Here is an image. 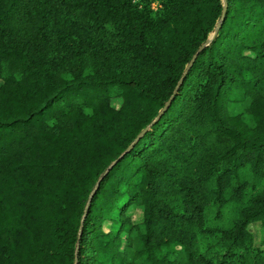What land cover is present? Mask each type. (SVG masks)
Wrapping results in <instances>:
<instances>
[{
    "label": "trees",
    "instance_id": "16d2710c",
    "mask_svg": "<svg viewBox=\"0 0 264 264\" xmlns=\"http://www.w3.org/2000/svg\"><path fill=\"white\" fill-rule=\"evenodd\" d=\"M255 222L264 0H0V264H264Z\"/></svg>",
    "mask_w": 264,
    "mask_h": 264
},
{
    "label": "rangeland",
    "instance_id": "374dc122",
    "mask_svg": "<svg viewBox=\"0 0 264 264\" xmlns=\"http://www.w3.org/2000/svg\"><path fill=\"white\" fill-rule=\"evenodd\" d=\"M113 103L118 104L116 100H113ZM232 107L237 109L236 111L239 110L237 105H232ZM129 212L132 214L134 220H139L141 218L139 210L130 209ZM249 229L253 235L254 244L256 246H264V227L259 222H255L250 224Z\"/></svg>",
    "mask_w": 264,
    "mask_h": 264
},
{
    "label": "water",
    "instance_id": "95a60500",
    "mask_svg": "<svg viewBox=\"0 0 264 264\" xmlns=\"http://www.w3.org/2000/svg\"><path fill=\"white\" fill-rule=\"evenodd\" d=\"M223 1L225 2V0H223ZM225 5H226V4L224 3L223 13H224V10H225ZM222 20H223V16L221 17V20H220L219 23L217 24L214 34H215L216 31L218 30V28H219V26H220ZM213 36H214V35H213ZM213 36H212V37H213ZM210 40H211V38H210L209 40H207L203 45H201V47L198 49V51H197V52L195 53V55L192 57V59H191V61H190V63H189V66L192 64L193 60L196 58L198 52H199L202 48H204V46H205L206 44H208V43L210 42ZM189 66H188V67H189ZM179 83H180V82H179ZM179 83H178V85H179ZM178 85H177V87H178ZM177 87H176L175 91L177 90ZM168 102H169V101H168ZM165 108H166V107H165ZM165 108L163 109V111L165 110ZM163 111H162V112H163ZM159 115H160V114H159ZM159 115H158V117H159ZM143 132H144V131H143ZM143 132H141V133L138 135L137 138H139L140 135H141ZM120 158H121V157H120ZM120 158H119V159H120ZM117 160H118V159H117ZM117 160H116V161H117ZM116 161H114V162H113V163H112V164L106 169L105 173H107V172L112 168L113 164H114ZM98 184H99V181L96 183L95 188H94L93 191L91 192V195H90V197H89V199H88V202H87V207H86V210H85V214L87 213L88 205H89V203H90V200H91V198H92V195H93L94 191L96 190Z\"/></svg>",
    "mask_w": 264,
    "mask_h": 264
}]
</instances>
